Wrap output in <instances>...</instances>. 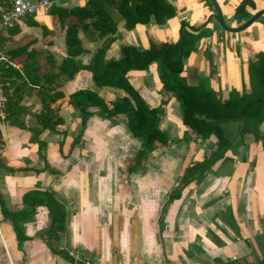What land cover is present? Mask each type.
<instances>
[{
	"label": "crops",
	"instance_id": "1",
	"mask_svg": "<svg viewBox=\"0 0 264 264\" xmlns=\"http://www.w3.org/2000/svg\"><path fill=\"white\" fill-rule=\"evenodd\" d=\"M51 1L50 10L42 8L0 35V54L8 60L1 66L13 104L8 119L0 120V156L19 170L2 174L0 192L15 213L24 209L26 192L52 191L66 213L65 226L57 238L50 237L49 209L37 207L20 246L0 211V264H68L74 251L97 264H256L264 248V140L241 139L239 127L229 138L234 145L226 159L175 199L187 169L210 157L218 141L214 136L202 140L183 124L179 102L164 89L162 63L128 74L158 112V128L168 139V145L157 143L141 161L142 142L130 132L126 115L107 117L91 107L82 138L75 142L82 115L70 97L91 91L113 103L124 91L98 87L86 70L74 77L70 71L90 65L103 48L106 61H120L123 47L148 51L152 44H177L186 25L204 34L185 61L183 76L190 86L205 83L227 100L233 91L250 92L249 64L264 52V16L231 34L214 20L210 0H168L175 18L163 25L152 18L130 30L118 0H100L90 8L86 27L81 24L82 53L70 67V18L62 15V22L53 10L86 8L94 0ZM216 1L233 28L264 10V0H250L255 4L246 8L251 17L240 21L235 13L245 0ZM9 6V0H0V18Z\"/></svg>",
	"mask_w": 264,
	"mask_h": 264
},
{
	"label": "trees",
	"instance_id": "2",
	"mask_svg": "<svg viewBox=\"0 0 264 264\" xmlns=\"http://www.w3.org/2000/svg\"><path fill=\"white\" fill-rule=\"evenodd\" d=\"M99 1L90 2L86 8H75L70 11L53 10L62 22L65 18H70L67 30L70 67L74 65L73 58L82 53L79 39L81 24L86 27L84 22L93 16L90 8L97 6ZM110 2L116 4V0H110ZM131 2L132 5H130ZM118 3L119 11L130 30L138 25L149 24L152 18H155L159 25H163L175 18L177 14L176 9L168 3V0H118ZM248 6L255 8V4L250 0H245L238 6L235 13L236 19L242 21L251 17L246 11ZM74 21H78V24ZM95 27L99 30L103 29L99 24ZM199 32V29L187 28L183 25L182 37L177 44H152L148 51H141L133 46L123 47V58L120 61H106L107 48H103L97 52L90 65H74L72 69L70 68L72 70L70 77H74L80 70H86L92 74L98 87H113L124 91L118 101L113 103L105 102L98 94L91 91H80L70 97V104L78 107L82 115L83 129L75 142H79L82 138L91 115L89 112L91 107L100 108L107 117L126 115L130 132L142 142L143 150L138 158V161H141L157 143L168 145V139L158 128V112L145 103L130 83L128 74L131 71H145L153 63H162L161 79L164 89L173 93L179 102L183 124L202 140L214 136L218 141V148L210 157L187 169L181 186L174 191L175 199L180 197L187 184L189 185L193 180L202 176L217 163L224 161L226 155L233 151L234 141L227 138L223 125L239 122L242 124L238 134L241 139L245 135H253L258 140H264V134L260 131V126L264 124V52L259 54L256 61L249 64L250 92L233 91L229 99L223 100L205 83L198 87L190 86L183 76L184 63L192 53L197 51L199 40L204 34H199ZM3 77L4 80L7 77L5 72ZM11 109H13V104L8 101V115ZM43 125L44 127L49 126V124ZM1 136L0 133V145L2 144ZM18 171L7 166L0 156V184L3 173L15 175ZM23 205V210L10 212L0 192V211L3 217L12 223L20 246L28 239L24 227L33 219L37 207L49 209L51 228L48 235L50 237L57 238V234L64 230L66 213L52 191H28L23 196ZM261 254L256 264H264V248L261 249Z\"/></svg>",
	"mask_w": 264,
	"mask_h": 264
},
{
	"label": "built area",
	"instance_id": "3",
	"mask_svg": "<svg viewBox=\"0 0 264 264\" xmlns=\"http://www.w3.org/2000/svg\"><path fill=\"white\" fill-rule=\"evenodd\" d=\"M9 5V8L1 14L0 35L12 29L18 21L36 14L40 9L50 10L53 3L51 0H9ZM2 62L8 64L7 58L0 54V120L5 121L8 115L9 98L3 77ZM68 257V264H97L90 258L85 257L80 251L70 252Z\"/></svg>",
	"mask_w": 264,
	"mask_h": 264
},
{
	"label": "water",
	"instance_id": "4",
	"mask_svg": "<svg viewBox=\"0 0 264 264\" xmlns=\"http://www.w3.org/2000/svg\"><path fill=\"white\" fill-rule=\"evenodd\" d=\"M210 1L213 3L214 8L216 10V14L214 15V20L220 25V27L223 30H225L226 32L231 33V34H239V33L246 31L254 23H256L262 16H264V10H262V11H259L256 15H254L251 19H249L242 26L236 27V28L229 27L225 22V19L223 17V13H222L221 8H220L219 4L217 3V1L216 0H210Z\"/></svg>",
	"mask_w": 264,
	"mask_h": 264
},
{
	"label": "rangeland",
	"instance_id": "5",
	"mask_svg": "<svg viewBox=\"0 0 264 264\" xmlns=\"http://www.w3.org/2000/svg\"><path fill=\"white\" fill-rule=\"evenodd\" d=\"M241 125L242 124H239V122H231V123L223 125L224 131H225V135L227 136V138H230L232 133H235L236 130L239 127H241ZM261 126H260V131H261Z\"/></svg>",
	"mask_w": 264,
	"mask_h": 264
}]
</instances>
